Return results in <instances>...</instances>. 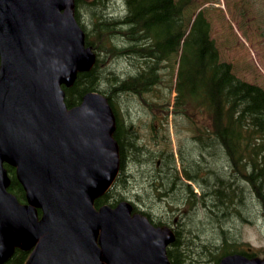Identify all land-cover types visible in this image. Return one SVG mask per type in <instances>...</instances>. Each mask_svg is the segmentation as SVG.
I'll return each instance as SVG.
<instances>
[{"label":"water","instance_id":"95a60500","mask_svg":"<svg viewBox=\"0 0 264 264\" xmlns=\"http://www.w3.org/2000/svg\"><path fill=\"white\" fill-rule=\"evenodd\" d=\"M95 61L74 0H0V264L18 246L30 251L26 264H170V231L131 216L127 201L94 206L118 173L114 113L100 92L68 109L62 86ZM4 163L26 203L8 191ZM219 264L264 259L237 253Z\"/></svg>","mask_w":264,"mask_h":264},{"label":"trees","instance_id":"16d2710c","mask_svg":"<svg viewBox=\"0 0 264 264\" xmlns=\"http://www.w3.org/2000/svg\"><path fill=\"white\" fill-rule=\"evenodd\" d=\"M107 1L110 0H74V14L80 24V12L90 14L93 28L87 30L83 23L81 26L86 45L96 54V62L89 71L78 73L71 87L62 86L67 107L80 105L83 97L92 91L106 96L116 117L114 138L121 154L120 170H124L130 130L120 119L127 117V107L122 112L124 108H120L118 99L132 94L150 107L143 99L144 94L162 82L160 72L165 63L180 56L175 108L184 113L192 106L207 114L211 127L202 132L216 137L230 166L226 202L245 220L248 217L244 211L254 203L264 219V87L237 77L233 66L220 60L204 10L189 25L191 20H186L185 11L190 0H123L125 13L113 18L104 15ZM118 58L127 59L137 71L125 77L112 73L111 64ZM6 168L11 178L9 191L25 202L26 194L15 169L8 165ZM118 178L121 177L118 175L111 188L95 200L97 207L115 206L124 200L114 191ZM127 180L123 178L122 185ZM245 245L248 244L224 241L213 251L192 238L183 244L174 242L168 257L172 264H217L223 256L234 252L253 258L260 251L264 256V248L250 251ZM29 254L16 247L4 264H25Z\"/></svg>","mask_w":264,"mask_h":264},{"label":"rangeland","instance_id":"374dc122","mask_svg":"<svg viewBox=\"0 0 264 264\" xmlns=\"http://www.w3.org/2000/svg\"><path fill=\"white\" fill-rule=\"evenodd\" d=\"M200 10L205 11L211 23V38L215 41L220 60L230 63L237 77L264 87V0H190L185 11L186 20H191L189 25ZM104 12L109 18L122 16L125 3L123 0L107 1ZM80 18L85 29L93 28L87 11L82 10ZM179 64L180 56L172 62H166L160 72L162 82L143 96L152 109L165 115L162 121L165 139L155 143L148 136L144 137L146 128H141V125L150 121L149 116L140 114L146 113V105L140 97L130 94L119 97L118 104L124 108L122 112L125 107H130L139 113L133 111L135 129L129 140L131 158L128 165L124 164V170H120L121 178H118L114 191L119 192L123 199L137 202V197H134L140 187V195L146 190L143 197L149 208L160 212L162 204L149 187L145 188L146 176L143 173L154 167L162 170L166 182L162 191L168 202L173 203L178 195L168 186L172 187L182 176L189 185L179 205L182 211L186 209L187 212L183 222L187 233L213 251L224 241L244 243L248 244L245 248L261 250L264 248V219L258 206L254 203L248 205L244 211L245 217H248L245 220L237 216L225 200L230 166L216 137L202 132L211 127L209 117L192 106H188L184 113L173 111ZM110 70L125 77L134 74L137 67L132 66L127 59L118 58L113 61ZM158 158L161 159L159 164ZM145 164L148 165L146 168ZM126 169L130 172L127 176L124 175ZM123 178H128V184L122 185ZM136 185L139 187L134 188ZM259 257H263L260 251Z\"/></svg>","mask_w":264,"mask_h":264},{"label":"flooded vegetation","instance_id":"af4514ba","mask_svg":"<svg viewBox=\"0 0 264 264\" xmlns=\"http://www.w3.org/2000/svg\"><path fill=\"white\" fill-rule=\"evenodd\" d=\"M144 108L146 110V113L140 112V114L141 115L146 114L147 116H149L148 121H150V122H147V121L143 122L141 125V128H146L144 132V137L148 136L155 143L159 142L161 139H165L166 138V136L164 135L165 133L162 132V130L164 129V122L162 121L165 115L158 114L159 111H156L155 108L152 109L153 107L145 106ZM126 111L129 114V116L127 114V117L122 116V118L120 119H122L123 123H125L123 125L125 126L129 125L128 126L130 130L128 133L129 137L127 136L128 137V148H129V144H130L129 140L131 139V135L135 129V124H134L135 122L132 119V115L135 114L133 111L136 112V110L133 108L127 107ZM173 111L180 113V109L173 108ZM136 113H139V111H137ZM130 156L131 155L129 154V149H128L126 152V156L124 157L125 165H128L129 159L131 158ZM157 161L159 164L161 162V159L158 158ZM121 164H122V161H121ZM147 166L148 165L145 164V168ZM129 174L130 172L126 169V171L124 172V175L127 176ZM143 174L146 176L145 188L147 189V187H149L151 190L154 189V197L159 200V202L162 204V205L160 204L159 205L162 206L163 209L160 212H154L153 210H151L149 206L147 205V203L145 202L144 197H143V195L146 193V190L143 191L140 195L142 188H140L139 185L134 186V188L139 187L138 189L139 191L136 192L135 197L134 195H132L134 198L137 197L138 201L136 202L134 199L129 200L133 205V209L143 214L144 216H146L153 225L169 228L174 233V236H175L174 242L183 244V243H186V241L188 240H192V238H196L193 235L187 233V231L183 228V222L185 218L184 215L186 216L187 212H186V209H184L183 210L184 212H183L182 207L180 208L179 205H180V202H182L184 199L183 195L187 194L186 187L189 186L188 183L185 182L184 177L181 176V180L174 182L172 187L168 186L169 190L176 192L178 195V197L175 200L176 202L173 203L171 201L168 202V198L166 194L162 191L166 183L164 180L165 178L163 176L162 170L156 169V167H154L153 170L148 169V171L147 172L145 171ZM128 182L129 181L127 180V184ZM183 207L185 208L184 205Z\"/></svg>","mask_w":264,"mask_h":264},{"label":"bare ground","instance_id":"6f19581e","mask_svg":"<svg viewBox=\"0 0 264 264\" xmlns=\"http://www.w3.org/2000/svg\"><path fill=\"white\" fill-rule=\"evenodd\" d=\"M138 57V56H137ZM132 95V94H131ZM190 141V140H189ZM185 183V182H184ZM7 262V261H6Z\"/></svg>","mask_w":264,"mask_h":264}]
</instances>
